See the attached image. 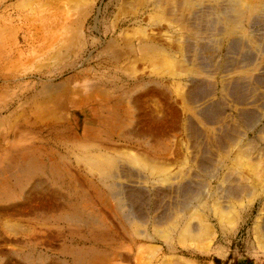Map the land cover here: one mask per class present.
I'll return each instance as SVG.
<instances>
[{
  "label": "bare ground",
  "instance_id": "1",
  "mask_svg": "<svg viewBox=\"0 0 264 264\" xmlns=\"http://www.w3.org/2000/svg\"><path fill=\"white\" fill-rule=\"evenodd\" d=\"M133 1L139 4L136 12L134 7L127 8L134 10L130 14L121 8L110 24L104 16L97 18L98 90L84 105L93 116L86 118L78 145L67 136L60 142L89 184L105 188L96 196L85 194L88 209L91 196L96 197L111 218L119 220V231L98 220V214L84 218L76 204L61 221L71 233L93 242L88 254L120 241L114 238L116 232L132 245L149 244L162 254H227V225L241 220L247 224L258 207L252 231L264 250V138L248 137V131L257 128L260 137L264 134V95L258 90L264 85V0ZM88 12L82 14L84 21ZM98 13L102 15L101 9ZM80 21L75 26L82 33ZM246 34L259 36L256 52L250 51ZM238 71L246 77L235 76ZM219 90L225 96L217 102ZM254 100L261 101L262 111L247 108ZM228 107L236 115H226ZM181 127L187 142L171 143V134ZM48 129L47 138L55 140L56 128ZM38 168L36 172L46 173L43 164ZM46 170L54 185L63 186L57 167ZM35 185L39 192L44 189L41 179ZM188 241L192 243L183 246L185 250L178 248ZM104 247L110 254H125L116 245ZM174 263L187 264L178 258Z\"/></svg>",
  "mask_w": 264,
  "mask_h": 264
},
{
  "label": "rangeland",
  "instance_id": "2",
  "mask_svg": "<svg viewBox=\"0 0 264 264\" xmlns=\"http://www.w3.org/2000/svg\"><path fill=\"white\" fill-rule=\"evenodd\" d=\"M90 1L0 0V264H76V260H81V264H161L164 260L169 261L168 264H177L174 263L175 258L182 259L187 264H264V250L252 231L258 207L249 224L243 225L241 220L238 224L227 225L231 229L227 239L223 240V250L227 254H162L163 251L157 253L158 250L149 249V244L132 245L128 240L124 241L117 232L114 238L118 237L120 241L114 239V242L110 241L94 249L95 254H88V248L92 249L94 246L93 242L71 233L64 226L61 219L74 204L84 214V218L91 213L96 214V217L99 215L97 219H105L103 221L114 231H119L121 224L118 219L111 218L96 197H92L98 192L105 193V188L102 190L96 182L95 185L89 184L88 177L75 157L69 155L68 149L60 146V142L65 140L64 136H67L68 141H76L78 145L77 139L82 134L81 128L87 123L86 118L93 116L86 112L84 105L90 95H95L98 90L97 18L100 21L101 16H104L110 24L115 13L120 14L121 8L125 7L123 13L129 11V14L139 9L138 2L133 0ZM129 7H134V10H128ZM100 9L102 15L99 16ZM86 11L89 12L84 21L82 14ZM123 17L125 16L121 14L120 20ZM80 20L84 21L82 33L75 26V22ZM245 36L251 37L246 38L250 51L260 49L259 36ZM251 39L254 40L252 44ZM241 51L246 52L244 49ZM240 72L235 73V76L246 77V72L242 71V75ZM203 78L207 79L205 76ZM258 90L264 95V85L258 87ZM48 95L52 97L49 98ZM223 96L225 93L219 90L214 101H221ZM56 98L60 101L57 102ZM47 99L50 100L45 101ZM227 100L229 106L233 105L230 98ZM46 105H51L52 108ZM260 105L261 101H256L254 106L247 108L262 111ZM39 106L43 113L39 112ZM226 115L234 116L236 113L228 107ZM194 118L198 127L204 130L202 120L195 115ZM92 123V129L98 133L97 121ZM263 124L264 120L262 126ZM39 125H42L41 129ZM50 125L56 128V141L47 138L51 135L48 134ZM258 132V128L248 131V137L261 141L264 134L260 137ZM171 135V143L187 142L182 127L179 132ZM39 151L43 156H40ZM39 164H43L46 173L36 172ZM50 165L60 170L63 186L54 185L50 181L51 175L46 170ZM39 179L44 182L41 192L35 185ZM49 183L53 185L50 186ZM212 183V187H216L217 182ZM53 192L55 193L52 195ZM85 194L92 195L90 210ZM112 204L113 202L111 206ZM152 210L155 211V207ZM191 243L188 241L184 245L178 244V248L185 250L183 246ZM114 245L125 254L105 252L104 246ZM237 249L239 254L231 253ZM72 250L83 254H71ZM253 250H256L255 254ZM99 252L100 254H96Z\"/></svg>",
  "mask_w": 264,
  "mask_h": 264
}]
</instances>
